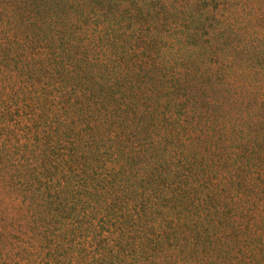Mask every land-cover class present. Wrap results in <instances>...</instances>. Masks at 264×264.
I'll return each instance as SVG.
<instances>
[{
  "label": "trees",
  "instance_id": "1",
  "mask_svg": "<svg viewBox=\"0 0 264 264\" xmlns=\"http://www.w3.org/2000/svg\"><path fill=\"white\" fill-rule=\"evenodd\" d=\"M0 264H264V0H0Z\"/></svg>",
  "mask_w": 264,
  "mask_h": 264
},
{
  "label": "rangeland",
  "instance_id": "2",
  "mask_svg": "<svg viewBox=\"0 0 264 264\" xmlns=\"http://www.w3.org/2000/svg\"><path fill=\"white\" fill-rule=\"evenodd\" d=\"M106 138L109 139V137H106ZM143 149L145 150L147 148L143 147ZM160 152H161L162 155H165V156H167L168 158H170L172 160L176 159L179 156V154H180L178 146L172 144L170 142V140H165L163 142L162 146L160 147ZM138 166H139V163H136L135 164V169H137ZM172 166H178V163L177 162H172V163L169 164L168 168H170ZM185 170L188 171V168L186 167ZM209 183L214 184V185H218L220 187V181H219L218 176H214V178L212 180H209ZM238 239H240V238L238 237Z\"/></svg>",
  "mask_w": 264,
  "mask_h": 264
}]
</instances>
